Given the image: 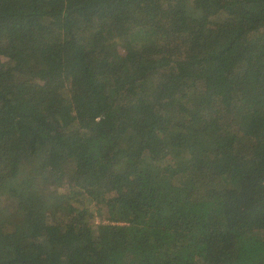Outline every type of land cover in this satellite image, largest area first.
<instances>
[{
    "label": "trees",
    "instance_id": "16d2710c",
    "mask_svg": "<svg viewBox=\"0 0 264 264\" xmlns=\"http://www.w3.org/2000/svg\"><path fill=\"white\" fill-rule=\"evenodd\" d=\"M0 264H264V0H0Z\"/></svg>",
    "mask_w": 264,
    "mask_h": 264
},
{
    "label": "rangeland",
    "instance_id": "374dc122",
    "mask_svg": "<svg viewBox=\"0 0 264 264\" xmlns=\"http://www.w3.org/2000/svg\"><path fill=\"white\" fill-rule=\"evenodd\" d=\"M16 219H17V217H14V216L9 218V220H11V221H16ZM95 221L97 223H99L101 220L98 217H96ZM103 221H105V220L103 219Z\"/></svg>",
    "mask_w": 264,
    "mask_h": 264
}]
</instances>
